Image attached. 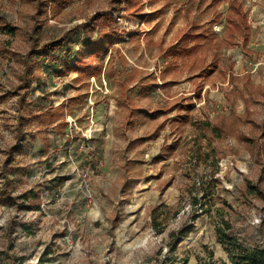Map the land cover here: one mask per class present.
Wrapping results in <instances>:
<instances>
[{"label":"rangeland","instance_id":"1","mask_svg":"<svg viewBox=\"0 0 264 264\" xmlns=\"http://www.w3.org/2000/svg\"><path fill=\"white\" fill-rule=\"evenodd\" d=\"M221 220L264 244V0H0V264L228 263Z\"/></svg>","mask_w":264,"mask_h":264},{"label":"trees","instance_id":"2","mask_svg":"<svg viewBox=\"0 0 264 264\" xmlns=\"http://www.w3.org/2000/svg\"><path fill=\"white\" fill-rule=\"evenodd\" d=\"M104 18L105 20L109 19V12H102L99 14L98 18ZM84 28V25H78L66 32L63 37L49 45H46L44 48L40 49L37 52L29 53V57L31 58L33 55L41 58L45 55L46 51H56L62 48V46L66 42H74L79 36L81 29ZM33 69V62H26L25 76L29 75ZM26 81V80H25ZM206 127H209L210 124H205ZM19 139H22L19 138ZM21 141V140H20ZM19 141V142H20ZM18 146L15 148L17 149ZM198 205V202L195 201V206ZM197 217L193 218V221H196ZM216 236L217 241L223 246L225 253L227 254L228 263L225 261H219L218 264H264V244L256 245V246H247L245 244L240 243L235 236H233L230 231L232 230V226L230 222L221 220L220 224L216 226ZM193 227H186L180 231V238L176 240L174 246H178L186 237L192 233ZM212 257V255H210ZM10 264H17V258L13 255L9 256Z\"/></svg>","mask_w":264,"mask_h":264}]
</instances>
